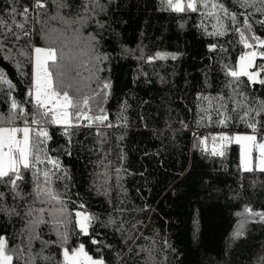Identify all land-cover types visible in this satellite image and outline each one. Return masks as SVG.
<instances>
[{
	"label": "trees",
	"instance_id": "16d2710c",
	"mask_svg": "<svg viewBox=\"0 0 264 264\" xmlns=\"http://www.w3.org/2000/svg\"><path fill=\"white\" fill-rule=\"evenodd\" d=\"M28 2L20 0L21 4ZM222 2L230 11L251 14L252 30L245 33L246 38L254 35L264 40V26L256 22L264 20L256 11L262 6L259 0L255 7L247 8L240 7L237 0ZM46 3L47 15L40 17L41 23L35 22L34 12L30 13L26 28L31 36L13 40L0 50V72L13 85L11 96L7 95V85L0 86V114L7 112L11 99L23 102L26 111L33 109L28 102L31 49L48 46L44 34L53 29L63 32L66 43L74 37L72 29L60 20L49 19L56 15V9L53 0ZM210 5L211 0L208 9L198 7L196 12L186 13L164 11L160 0H115L110 7L105 19L112 21L111 28L104 31L100 48L110 60L100 65L104 70L99 76L111 83L105 90L108 96L103 107L114 126L77 128L69 138L62 134L63 127L48 125L51 139L47 154L58 158L61 167L57 171L47 161L38 165L42 170L52 169V187L64 194L70 221L65 247L69 250L83 243L89 255L103 256L105 264H264L260 259L264 257V222L259 217L237 216L246 206L264 212V173L242 171L239 149L233 142L226 145L224 157L210 154L213 135L253 134L239 119L246 109H252L246 119L255 116L258 129L264 123V112L256 115L264 102V83L258 82L264 80V71L257 82L241 76L237 83L227 75L229 69L237 70L241 55L264 51V47L249 39L253 47L245 48L240 34L232 30L242 27L244 17L238 15L240 23L232 25L222 12L209 15ZM12 6L9 0H0V17L9 23ZM16 7L19 10L20 5ZM216 16L223 21L224 35H209L219 27ZM82 32L81 41L98 29L92 24ZM210 45L217 47L210 51ZM22 47L27 56L19 54ZM157 52L177 58L149 61ZM83 59V67L69 69V83L81 89V96L92 95L102 85L86 70L91 68L89 57ZM18 62H22L19 67ZM257 65H264V57H256L251 71H257ZM53 84L55 87V75ZM68 90L72 96L73 88ZM220 113L233 117L227 127L218 123ZM16 124L24 126L19 120ZM263 135L260 131L257 140ZM205 138L206 145H200L199 140ZM219 144L217 139L215 146ZM65 173L66 179H58ZM33 187L32 173L26 172L22 194L30 193ZM0 191L5 193L0 207L15 208L19 213L0 211V236L9 240L10 247H23L22 241H27L21 229L25 228L32 197L13 199L10 186L4 184H0ZM32 206L51 208L39 202ZM77 211L98 217L87 236L74 227ZM110 218L114 223H108ZM43 219L50 221L47 212ZM241 219H247L243 235L234 239ZM53 223L37 228L41 240H57ZM92 239L99 243L92 244ZM40 248V241L32 242L33 253ZM145 250H150V255ZM44 254L63 260L56 244L49 245Z\"/></svg>",
	"mask_w": 264,
	"mask_h": 264
},
{
	"label": "snow or ice",
	"instance_id": "6c2138e0",
	"mask_svg": "<svg viewBox=\"0 0 264 264\" xmlns=\"http://www.w3.org/2000/svg\"><path fill=\"white\" fill-rule=\"evenodd\" d=\"M13 5L11 8L10 23L6 18L0 17V50H3L13 40L20 41L22 37L27 38L31 33L27 30L26 25L30 20V13H35L36 23H41L40 17L47 15L46 0H30L28 3L21 4L20 0H9ZM115 0H53L56 9V15L49 19L60 20L66 26L72 29L74 33L73 39L66 43L67 38L63 32L57 33L55 29L45 33V39L48 41L46 47H34L31 51L34 53V67L32 72V81L28 91V96L31 100L28 101L34 105L33 109L26 111L22 106L23 102H18L16 99H11L8 104V110L0 114V184L10 186V191L13 194V199H24V195L32 197V205L37 202L41 204L51 205L50 209L35 208L29 206L25 213L28 217L25 228L21 229V233L26 237V243L22 241L23 247L19 244L10 247L9 240L0 236V264H105L103 256L93 258L85 251V245L81 243L79 247H65L68 244L69 216L67 206L63 200V195L52 187V176L55 173L52 169L42 170L38 165L47 161L52 165V168L60 170V161L58 158L47 154V142L51 139L48 132V125L63 126V135L69 138L75 135L74 129L81 127L91 128L96 126H104L111 128L114 125L109 122V115L103 107L107 100L108 90L111 88L110 81L101 80L99 72L104 69L100 67L105 61L110 60V56L106 52H101V41L104 31L111 28L112 21L105 19L109 17V9L114 4ZM261 7L256 11L264 15V0H259ZM210 0H160L161 9L164 11H172L176 13H186L188 11L196 12L198 7L205 9L209 8ZM240 7H255L256 0H237ZM16 5H20L19 10ZM211 10L209 15H214L217 12H222L224 17H227L232 25H238V15H242V27L235 26L232 30L240 34V42L245 48H252L253 44L249 43V39L256 41L258 45L264 47V40L258 36L246 38L245 33L251 32V14L236 13L230 11L222 0H211ZM63 13V15L61 14ZM21 17L17 20L16 17ZM219 27L209 35H224L223 21L219 16H216ZM257 23L264 26V20H257ZM95 24L98 32L93 34L88 33L87 39L81 41L83 29L89 25ZM74 26V27H73ZM216 27V26H214ZM65 47H69V51H65ZM216 45H210L209 50H215ZM85 49L87 51L85 52ZM126 53L129 50H124ZM11 52V48H9ZM19 54L27 56L29 53L26 48L22 47ZM84 56L89 57L91 68V77H94L102 85L99 92L92 95L81 96V89L75 86V83H69L68 71L76 68L77 65L83 67L85 65ZM257 56L264 57V51L245 52L240 56L239 70L229 69L227 75L232 77L235 82H239L241 76H247L250 82H257L259 74L264 71V65H257V71L249 72L248 68L253 66ZM175 60V54L157 52L155 56H149L148 60L167 59ZM143 59V56H141ZM52 62L51 64L49 62ZM22 62H18V67ZM226 67H228L226 65ZM56 77L54 87L53 76ZM264 83V80L258 81ZM8 86V96H11L13 85L0 72V86ZM69 88H73L72 96H70ZM243 95V93H241ZM261 107L256 110V115L264 112V102H260ZM126 107V105H125ZM235 111V110H233ZM252 109L248 108L244 111V115L239 119L247 124L252 129L251 135H229L221 133L217 137L212 136L213 147L211 149L212 156L224 157L226 154V145L232 142L241 145V160L240 168L244 172H252L258 170L264 173V142L257 141V134L264 131V123H260V129L257 128L255 116L250 119L249 113ZM91 113V114H90ZM222 118L218 121L221 126L227 127V122L233 117H229L220 113ZM23 122V127L17 126V121ZM81 120H87V124H81ZM264 121V116L261 117ZM35 126V127H33ZM98 135L103 136L104 133L98 132ZM219 139V146L216 141ZM261 141H264V136H261ZM69 143L71 140L69 139ZM200 145H206V138L199 140ZM258 150L259 156L253 168L252 152ZM207 151L205 147L203 149ZM71 155V153H68ZM119 171V170H117ZM31 172L33 176L34 187L27 194H22L21 182L25 181V173ZM43 176L41 182L40 177ZM66 173L58 179H66ZM67 187V186H66ZM5 193L0 191V201L4 199ZM83 204L80 208H83ZM0 211L5 214L19 215L15 208L6 209L0 207ZM45 212L48 213L50 221L43 219ZM33 213H36L34 216ZM237 216L259 217L261 222H264V212H254L250 207H245L243 213H237ZM98 219L96 216L89 215L82 211L75 213L74 227L79 229V234L87 236L89 229L95 224ZM49 222L53 223V230L56 232L57 240H41V233L37 232V228L41 224ZM247 219H241L233 238H239L243 235V228ZM109 224L114 223L110 218ZM40 241L41 248L38 252L33 253L32 242ZM96 239H92V244H98ZM51 244H56L62 250V261H56L53 255H45L44 250ZM99 251V249H97ZM149 251L150 250H145ZM264 261V257L260 258Z\"/></svg>",
	"mask_w": 264,
	"mask_h": 264
},
{
	"label": "rangeland",
	"instance_id": "374dc122",
	"mask_svg": "<svg viewBox=\"0 0 264 264\" xmlns=\"http://www.w3.org/2000/svg\"><path fill=\"white\" fill-rule=\"evenodd\" d=\"M240 63H241V61H239V63H238V66H237V71L239 70V65H240ZM33 67H34V53H32V57H31V71L33 72ZM248 71L249 72H255V71H251V67L250 68H248ZM56 126H60V125H56ZM61 127H63V126H61ZM235 134H240V135H251L252 133H235ZM235 134H233V135H235ZM264 136V135H263ZM258 142H264V141H261V140H257ZM233 143H235V142H233ZM235 144H237V146H238V149H239V162H240V160H241V145L239 144V143H235ZM259 156V152H258V150H253V152H252V162H253V168L255 169V164H256V162H257V157Z\"/></svg>",
	"mask_w": 264,
	"mask_h": 264
}]
</instances>
